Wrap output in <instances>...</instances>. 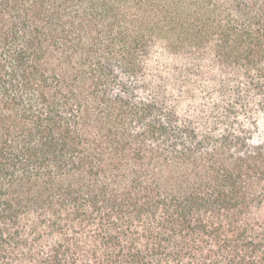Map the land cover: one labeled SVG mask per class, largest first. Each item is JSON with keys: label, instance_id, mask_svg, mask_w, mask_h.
<instances>
[{"label": "trees", "instance_id": "trees-1", "mask_svg": "<svg viewBox=\"0 0 264 264\" xmlns=\"http://www.w3.org/2000/svg\"><path fill=\"white\" fill-rule=\"evenodd\" d=\"M0 264H264V0H0Z\"/></svg>", "mask_w": 264, "mask_h": 264}]
</instances>
